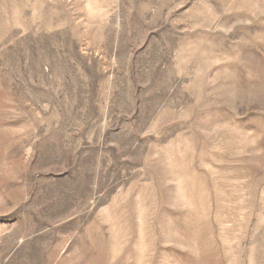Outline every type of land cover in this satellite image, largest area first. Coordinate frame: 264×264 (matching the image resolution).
<instances>
[{
  "label": "rangeland",
  "instance_id": "374dc122",
  "mask_svg": "<svg viewBox=\"0 0 264 264\" xmlns=\"http://www.w3.org/2000/svg\"><path fill=\"white\" fill-rule=\"evenodd\" d=\"M0 264H264V0H0Z\"/></svg>",
  "mask_w": 264,
  "mask_h": 264
}]
</instances>
